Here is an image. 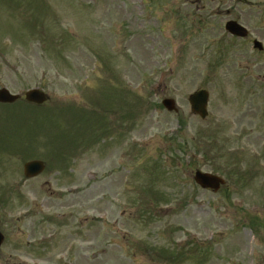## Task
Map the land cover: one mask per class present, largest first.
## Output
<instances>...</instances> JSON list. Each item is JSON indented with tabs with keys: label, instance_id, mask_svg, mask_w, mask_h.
I'll return each mask as SVG.
<instances>
[{
	"label": "rangeland",
	"instance_id": "rangeland-1",
	"mask_svg": "<svg viewBox=\"0 0 264 264\" xmlns=\"http://www.w3.org/2000/svg\"><path fill=\"white\" fill-rule=\"evenodd\" d=\"M146 1L0 0V87L49 95L0 105V264H264V16ZM14 151L46 162L30 191ZM196 168L226 185L198 187Z\"/></svg>",
	"mask_w": 264,
	"mask_h": 264
},
{
	"label": "flooded vegetation",
	"instance_id": "flooded-vegetation-1",
	"mask_svg": "<svg viewBox=\"0 0 264 264\" xmlns=\"http://www.w3.org/2000/svg\"><path fill=\"white\" fill-rule=\"evenodd\" d=\"M176 1H177V6H178V11L180 12L178 14H183V15H214V16L226 15V16H232V17L233 16H237V17L253 16V15H259V16L263 15L264 16V0H176ZM122 3L125 4L124 2ZM232 19L244 25L238 19H235V18H232ZM244 26L247 28L246 25ZM228 35L230 38L237 39L240 41H249V40L252 41L253 39L249 37V30H248L247 35L244 37H237L230 33H228ZM7 154L8 155L11 154L13 158H16V159L18 158V155H19V153L16 151L7 152ZM4 155H5V145H4L3 137L0 135V158H4ZM31 179L33 178L22 179L21 181L23 184H19L17 185V187L23 186V187H28V190L33 189V185L25 184V181L29 182ZM42 186H46L47 187L46 190H48L49 192H53V190H51L48 184H44ZM62 186L64 185H60L58 189H60V187ZM25 214L30 215V216L36 215L34 210L30 211L28 209L26 210ZM44 219L45 221H47L46 217H44ZM26 244H27L28 250L32 251L33 249L37 247L36 238L32 236V238L30 239V236H29V239L26 241ZM44 246L47 247V241L45 242Z\"/></svg>",
	"mask_w": 264,
	"mask_h": 264
},
{
	"label": "water",
	"instance_id": "water-1",
	"mask_svg": "<svg viewBox=\"0 0 264 264\" xmlns=\"http://www.w3.org/2000/svg\"><path fill=\"white\" fill-rule=\"evenodd\" d=\"M227 28L237 34L244 35L245 31L242 27L238 26L235 22H229L227 24ZM254 46L257 48H261L259 42L255 41ZM25 99L40 104L46 100V95L43 91L38 88H31L24 93ZM207 92L205 90H199L194 92L189 96V101L192 105V110L198 113L202 118L206 116V101H207ZM18 95L11 94L6 88L0 89V101L2 102H12L14 101ZM163 104L168 108H173V101L171 99H166L163 101ZM43 166L39 161H30L24 165V173L26 175H33L42 170ZM195 181L200 184L202 187H210L216 190L221 183H223V179L216 175H212L207 172H201L200 170H196L194 173ZM2 241V235L0 234V243Z\"/></svg>",
	"mask_w": 264,
	"mask_h": 264
}]
</instances>
